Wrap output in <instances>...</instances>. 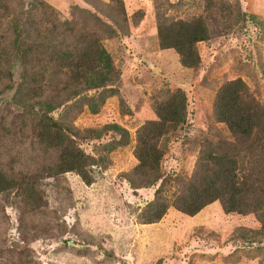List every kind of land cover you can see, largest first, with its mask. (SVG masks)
Listing matches in <instances>:
<instances>
[{"label":"rangeland","instance_id":"374dc122","mask_svg":"<svg viewBox=\"0 0 264 264\" xmlns=\"http://www.w3.org/2000/svg\"><path fill=\"white\" fill-rule=\"evenodd\" d=\"M30 1L0 0V30H9ZM43 1L60 20L76 19L89 32L93 25L111 30L102 43L115 72L105 87L114 93L98 112L73 98L49 115L78 131L115 122L129 139L108 149L117 133L79 134L76 144L95 160L90 184L75 171H44L33 179V199L20 188L0 193V264H264L263 214L225 213L215 200L194 216L169 207L160 221L141 224L160 181L143 186L133 175L136 132L157 118L153 107L166 93L180 89L187 98L185 125L162 142L160 170L170 199L178 193L177 178L191 174L198 147L230 136L213 117L216 92L225 82L242 79L264 106V0H123V10L111 0ZM200 16L210 38L196 44L200 62L190 68L178 53L160 47L157 20ZM12 96L13 89L0 84V118L7 121L0 119V168L17 176L57 155L19 136L20 113Z\"/></svg>","mask_w":264,"mask_h":264},{"label":"trees","instance_id":"16d2710c","mask_svg":"<svg viewBox=\"0 0 264 264\" xmlns=\"http://www.w3.org/2000/svg\"><path fill=\"white\" fill-rule=\"evenodd\" d=\"M111 2L117 9H124L123 0ZM29 5L25 10L22 4L9 30H0V84L13 89L11 99L18 106L21 120L19 136L31 137L34 144L54 150L57 156L53 162L33 169L36 173L27 170L13 176L0 168V193L20 188L33 199V179L44 171L55 175L75 171L86 184L92 182L89 165L95 160L76 144L80 133L94 138L105 131L117 133L119 138L109 143L108 149L127 144L129 134L115 122L78 131L49 115L73 98L83 99L87 109L96 113L114 93L105 88L115 72L111 55L102 43L103 35H111V30L93 25L89 32L78 26L76 19L60 20L43 0H31ZM31 14L34 17L29 20ZM169 20H157L160 47L178 53L183 66L196 67L200 62L196 44L210 38L205 19ZM92 90L94 94H87ZM153 108L157 118L139 127L134 149L138 162L133 175L139 178V185L160 181L155 198L141 214V224L160 221L169 207L194 216L215 200L220 201L225 213L264 215V106L242 79L225 82L213 103L215 121L225 125L230 136L198 147L191 174L176 176L178 193L171 199L165 196L167 180L160 170L165 151L162 142L168 133L185 125L186 95L180 89L168 92ZM0 119L7 123L5 117Z\"/></svg>","mask_w":264,"mask_h":264}]
</instances>
